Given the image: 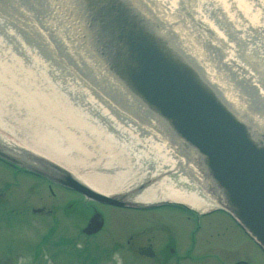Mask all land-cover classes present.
Masks as SVG:
<instances>
[{
	"label": "bare ground",
	"instance_id": "1",
	"mask_svg": "<svg viewBox=\"0 0 264 264\" xmlns=\"http://www.w3.org/2000/svg\"><path fill=\"white\" fill-rule=\"evenodd\" d=\"M135 1L154 21L165 23L178 40L177 47L182 53H188L191 59L199 58L194 59L199 67H205V54L199 48H202L200 42L210 47L206 49L211 57L222 59L227 75L222 77V83L214 86L220 92L224 91L225 101L239 119L264 133V117L258 116L264 112V81L247 69L245 63L239 61L240 55H236L240 53L238 46H245L241 42L251 43L253 32L264 33V24L260 21L264 18L250 12L251 8L264 9L263 4L259 0ZM240 8L243 10L241 13ZM11 10L17 17L21 12L17 21L10 20L8 12ZM31 12L33 16L27 14ZM84 13L72 0H0V110L8 113L15 107L16 110L27 108L31 113L43 114L42 118L53 123L47 124L42 120L41 127H47L52 143L54 140L57 142L58 147L55 148L80 144L82 149L97 154L102 149L104 159L110 165L113 162L117 174L99 183L85 179L79 181L107 197L113 198L114 193H119L115 189L117 182H112L120 180L124 183L128 179L122 171L125 167H120L127 164L123 156L128 150L137 156L135 163L132 162L134 166L138 162L139 168L143 164L150 170L145 173L147 177L138 182L143 185L142 191L131 189V181L124 195L118 196L126 199V203L179 201L196 210L217 205L210 200L212 198L216 202L217 198L211 189V180L201 167L197 151L178 139L126 89L122 77L113 67L112 57L115 59L119 51L115 49L112 55L111 44L97 42L93 38L90 21ZM21 23L28 33L20 29ZM223 24L228 30L223 29ZM199 27L204 33L197 32ZM192 30L201 38L200 41ZM205 32L212 36V40ZM253 48L256 49L255 45ZM251 49L248 48L249 51ZM248 50L247 54L252 53ZM257 50L260 51L258 46ZM252 56L259 59V52L252 53ZM259 62L264 66V57ZM203 70L215 84L217 69ZM229 76L235 77L234 81L240 82L242 88H237L232 82L231 85ZM234 87L238 91L232 95L231 88ZM114 144L122 151L116 153ZM0 150L57 172L60 168L65 170L45 158L37 160L28 150L1 140ZM138 183L136 185L140 186Z\"/></svg>",
	"mask_w": 264,
	"mask_h": 264
},
{
	"label": "rangeland",
	"instance_id": "2",
	"mask_svg": "<svg viewBox=\"0 0 264 264\" xmlns=\"http://www.w3.org/2000/svg\"><path fill=\"white\" fill-rule=\"evenodd\" d=\"M259 3L264 6V0H259ZM253 9L250 10L251 14H258L264 18V9L261 10V7ZM241 12L243 10L240 8ZM8 14L11 21H17L21 16V12H18V17L15 16L13 10ZM27 14L32 15V12ZM260 21L264 24V19ZM21 24L20 29L28 33V29ZM252 24L255 25L253 22ZM223 25H221L223 29L228 30ZM192 31L194 34L195 30ZM197 32L204 33L200 27L197 28ZM255 32L252 33L254 38H250L251 43L246 45L241 42L245 46H238L237 51L240 53H235L240 55L239 61L245 63L248 67L246 68L258 75L263 82L264 66L259 60L264 57V33L260 35ZM196 37L200 41L201 38L197 35ZM207 37L212 40V36L207 34ZM192 42L195 43L194 38ZM255 42L257 44H254ZM200 43L202 48H199L206 52L207 44ZM231 44L235 47V44ZM257 46L260 51L257 50ZM249 47L252 48L251 51L248 50ZM246 50L252 53L259 52V59L256 58L257 55L254 58L252 53L247 54ZM220 72V75L225 73L222 70ZM231 89V92L237 94L236 89ZM13 103L10 105H14ZM16 109L15 107L8 113L0 110L1 141L28 150L37 160L45 158L52 161L70 172L78 181L85 179L99 183L103 180L108 181L110 175L117 174L113 162L110 165L104 159L102 149L97 154L82 149L80 144L79 147L69 145L65 148L64 145H60L59 148H55L58 147L57 142L54 140L53 144L47 127H41L43 121L51 125L52 121L42 118L43 114L29 112L27 108ZM55 129L57 130L56 127ZM116 146L114 144L116 153L122 151ZM125 152L127 153L123 158L127 164L120 167H125L122 171L128 175V179L124 183L120 180L112 182L120 183L115 184V189L119 193H114L113 197L122 196L128 190L127 185L131 181L133 182L131 189L137 188L138 191H142L143 185L138 182L142 177H147L145 173L150 170L143 164L139 168L138 162L134 166L136 154L128 150ZM8 153L31 166L43 167L38 162L26 160L12 152ZM129 175H132L131 178ZM137 183L140 186L136 185ZM54 192L53 196L47 183L24 174L18 176L12 168L0 162V264H165L160 258L159 260L143 258L139 251L148 246V239L152 240L153 248L157 252L165 253V247L169 246L177 255L190 254L195 264H221L222 261L227 264H264V253L244 232L238 230L231 218L225 215L215 213L205 215L190 223L178 210L160 208L136 211L110 208L87 201L74 192L60 188H54ZM210 200L213 202L212 198ZM94 208L104 215L105 226L102 232L88 237L82 230L94 213ZM38 209L43 211L34 213ZM211 210L213 209L208 208L204 211ZM217 227L223 229L216 231ZM192 230L197 233L191 237ZM220 232H226V237H222ZM168 264L178 262L173 260ZM181 264L192 263L185 261Z\"/></svg>",
	"mask_w": 264,
	"mask_h": 264
},
{
	"label": "water",
	"instance_id": "3",
	"mask_svg": "<svg viewBox=\"0 0 264 264\" xmlns=\"http://www.w3.org/2000/svg\"><path fill=\"white\" fill-rule=\"evenodd\" d=\"M72 1L88 16L93 38L111 44L112 55L119 51L115 59L112 57L113 67L126 89L178 139L197 151L213 184L217 203L213 201L264 250V133L239 119L225 101L224 91L214 86L227 75H220V70L225 71L222 59L211 57L206 46V68L199 67L194 60L199 58L192 61L191 55L182 53L165 23L154 21L135 0ZM210 67L218 71L215 84L203 70ZM228 79L242 88L235 77ZM258 116L264 117V112ZM0 157L20 165L1 150ZM59 171L64 176L62 185L99 203L126 207L125 199L95 192L67 171ZM103 226L104 220L97 213L84 233L97 234Z\"/></svg>",
	"mask_w": 264,
	"mask_h": 264
},
{
	"label": "flooded vegetation",
	"instance_id": "4",
	"mask_svg": "<svg viewBox=\"0 0 264 264\" xmlns=\"http://www.w3.org/2000/svg\"><path fill=\"white\" fill-rule=\"evenodd\" d=\"M48 166L46 167H41V168H38L42 174H45V177L43 178L44 181H46V183L48 184L49 186V190L50 192L54 195V188H60V189H63L61 188L59 185H58V182L61 181L63 179L61 173L58 171H55L54 169H51V168H47ZM18 170L21 169V168H17ZM20 172H23L24 174H29V175H32V176H36V177H39L29 171H23L22 169L19 170ZM43 177V176H42ZM41 178V177H39ZM63 190H66V189H63ZM67 191V190H66ZM82 196V195H81ZM83 197V196H82ZM171 209V210H178L180 211L185 217L186 219L192 223L194 220H195V217L197 216L196 212L192 211L191 209L187 208V207H184V206H176V205H171V204H160V205H157V206H149V207H145V208H141L143 209V211H151V210H157V209ZM94 212L96 211L95 208L93 210ZM92 211V212H93ZM210 213H214V212H210ZM208 213V215L210 214ZM217 214H220V215H223L221 212L217 213ZM212 215V214H211ZM220 229H223V228H219L218 227L216 228V231L217 230H220ZM239 230V229H238ZM222 237H226V232H220ZM193 234V236H195L196 232L195 231H191L190 233V236ZM148 242V246L147 247H144V248H141V250L139 251L141 253V255L145 258V259H149V260H157L158 258L161 259L162 262H164L165 264H168L170 263V261H173V260H176L178 262V264H181L182 262H185V261H190V263L192 264H195L193 261H192V257L190 254H184V255H177L176 251L173 249V248H169V246H166L165 249V253H159L157 252V250L155 248H153V244H152V240L151 239H148L147 240ZM143 252H151L152 253V257H148V256H145L143 255ZM159 260V259H158ZM197 259H195L196 261ZM198 261V260H197ZM219 263V262H218ZM221 264H227L225 261H222L220 262ZM205 264V263H203Z\"/></svg>",
	"mask_w": 264,
	"mask_h": 264
}]
</instances>
